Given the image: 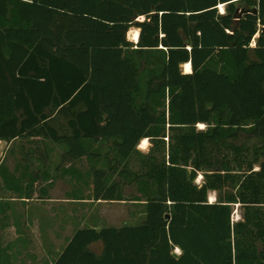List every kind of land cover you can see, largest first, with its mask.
I'll return each instance as SVG.
<instances>
[{"label": "trees", "instance_id": "1", "mask_svg": "<svg viewBox=\"0 0 264 264\" xmlns=\"http://www.w3.org/2000/svg\"><path fill=\"white\" fill-rule=\"evenodd\" d=\"M35 137L98 168L97 201L145 202L56 264H264V0H0V140Z\"/></svg>", "mask_w": 264, "mask_h": 264}, {"label": "crops", "instance_id": "2", "mask_svg": "<svg viewBox=\"0 0 264 264\" xmlns=\"http://www.w3.org/2000/svg\"><path fill=\"white\" fill-rule=\"evenodd\" d=\"M138 30L136 28L134 32ZM138 41L132 40L135 44ZM47 113L56 114L52 109ZM50 119L53 120L52 126L56 127V116ZM59 121L66 125L68 119ZM100 146L101 143H95L94 147L98 151ZM65 152L64 144L49 138L0 140V158L9 155L16 163L10 168L4 163L5 159L1 162L8 173L0 174V264H56L78 230L130 226L129 223L135 220L134 207L138 202L134 197H125L123 201H97L94 197V171L98 168L87 157L64 161L61 155ZM27 155L35 161L30 166L25 161L19 166L17 163ZM40 160L44 166L34 163ZM48 161L58 164L51 170ZM25 173L26 183L20 180ZM30 178L36 180L34 186L28 185ZM115 178L119 181L118 176ZM119 182L121 192L133 186L129 180ZM117 204H122V210L126 212L124 216L119 218L118 214H111L107 217V212L103 214L104 210L110 209L119 212ZM99 206L101 213H98ZM89 249L101 255L103 243H93Z\"/></svg>", "mask_w": 264, "mask_h": 264}, {"label": "rangeland", "instance_id": "3", "mask_svg": "<svg viewBox=\"0 0 264 264\" xmlns=\"http://www.w3.org/2000/svg\"><path fill=\"white\" fill-rule=\"evenodd\" d=\"M223 7V6H222ZM220 11L221 12H224L225 11V7H223L222 9H221V6H220ZM134 29H136L135 27H133L130 31H129V33H128V40L129 41H131L132 42V40H133V35H134ZM140 31V30H139ZM134 43V42H133ZM182 71L184 72V73H186V67L185 66H182ZM206 126H204L203 128L202 127H200L199 125H197V129H204ZM168 142V139L166 138V143ZM153 146L155 147V143H152L151 142V140H149L148 139V144H147V146L145 147V148H143V146H142V141L140 142V144L138 145V147H137V149L139 150V151H141V152H143V153H145V154H147L148 155V153L150 152V150L151 149H154L153 148ZM16 148V147H15ZM61 156H63V155H61ZM112 157H113V154L111 155ZM11 157L9 156V155H7L4 159H5V161H4V163L5 164H7V166L8 167H10V168H13L15 165H16V163L13 161V160H11L10 159ZM3 158H0V168L3 166V165H5L4 163H1V162H3V160H2ZM24 160H22L20 163L18 162L17 164H19V166L21 165V166H23L22 164H24V161L26 162V164H28L29 166H30V163H32L33 161H35V158H30L29 157V155H27V156H25L24 158H23ZM56 161H57V158H56ZM56 161H48V166H49V169H51L52 170V168L56 165V164H58V162H56ZM35 164L36 163H38L39 164V166L41 167V166H44V164H43V161L42 160H40L39 162H34ZM112 163V162H111ZM61 165H63V164H61ZM130 165L132 166V169H134L136 172H139V173H146V171H147V168H143V166L141 165V159L137 156V155H135V156H133L131 159H130ZM3 167H5V166H3ZM87 168H88V166H87ZM2 169V168H1ZM258 168H256V170H257ZM116 179V178H115ZM56 180V179H55ZM21 181L22 182H24V183H26V178H23V179H21ZM45 181H47V182H49V179H45ZM53 181H54V179H53ZM196 184H198V185H201L203 182H204V176H203V173H200L199 175H198V177H197V179H196ZM30 183L31 184H33V186L35 185V183H36V180H34V182L32 183L31 181H30ZM54 183H56V182H54ZM137 188H136V186H132V187H129V188H127L126 189V191L125 192H122L121 193V196H122V198H127V199H130V198H132V197H134V196H137V195H140V193L138 194V191L136 190ZM216 200H217V194L215 193V192H211L210 193V195H209V197H208V201H209V203H215L216 202ZM110 205V204H109ZM117 205H119V207H120V210H119V212H112V209H110V211L109 210H104V212H103V214H105L106 212H107V217L108 216H111V214L112 215H114V214H118L119 215V218L120 217H122V216H124L125 214H126V212L124 211V210H122V204H117ZM100 210H102V208H100V206H99V211H98V213H101V211ZM134 212H135V220H132L131 221V223H129L130 224V226H132V225H134V224H138V223H141L142 222V220H144V218H145V215H144V217L142 216V214H144L145 212H146V209H145V205H143V204H140V203H137L136 204V207H134ZM241 212H242V210H241V207L239 206V205H236V207H235V210H234V214H233V221H235V222H238L239 220H241ZM142 217V218H141Z\"/></svg>", "mask_w": 264, "mask_h": 264}, {"label": "bare ground", "instance_id": "4", "mask_svg": "<svg viewBox=\"0 0 264 264\" xmlns=\"http://www.w3.org/2000/svg\"><path fill=\"white\" fill-rule=\"evenodd\" d=\"M222 8H223V7L221 6V9H222ZM138 39H139V33L134 32V35H133V41H138ZM199 126L203 128L205 125L200 124ZM147 144H148V139H144V140L142 141V146H143V148H145V147L147 146Z\"/></svg>", "mask_w": 264, "mask_h": 264}, {"label": "water", "instance_id": "5", "mask_svg": "<svg viewBox=\"0 0 264 264\" xmlns=\"http://www.w3.org/2000/svg\"><path fill=\"white\" fill-rule=\"evenodd\" d=\"M254 13L255 14L257 13L256 9L254 10ZM242 15H243V12H241L239 15H236L237 19L240 18ZM178 255H179V251H175L174 256L177 257Z\"/></svg>", "mask_w": 264, "mask_h": 264}, {"label": "built area", "instance_id": "6", "mask_svg": "<svg viewBox=\"0 0 264 264\" xmlns=\"http://www.w3.org/2000/svg\"><path fill=\"white\" fill-rule=\"evenodd\" d=\"M176 251H179V254L181 253L179 249H177Z\"/></svg>", "mask_w": 264, "mask_h": 264}]
</instances>
